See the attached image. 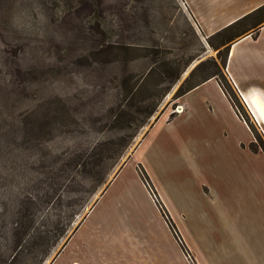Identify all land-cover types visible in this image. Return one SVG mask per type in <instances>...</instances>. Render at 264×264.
<instances>
[{
	"label": "crops",
	"instance_id": "obj_1",
	"mask_svg": "<svg viewBox=\"0 0 264 264\" xmlns=\"http://www.w3.org/2000/svg\"><path fill=\"white\" fill-rule=\"evenodd\" d=\"M184 1L206 36L264 6ZM225 70L264 134V20L231 45ZM177 104V116L163 114L150 128L50 264H264V154L249 149L255 135L215 78Z\"/></svg>",
	"mask_w": 264,
	"mask_h": 264
},
{
	"label": "trees",
	"instance_id": "obj_2",
	"mask_svg": "<svg viewBox=\"0 0 264 264\" xmlns=\"http://www.w3.org/2000/svg\"><path fill=\"white\" fill-rule=\"evenodd\" d=\"M52 1L63 2L67 8L64 22L76 25L77 40L87 52L76 57L75 64L79 68L87 64L93 69L94 87L102 91L91 99L106 100L107 108L90 116L91 128L82 130L84 135L66 152L58 170L45 173L39 180L38 195H26L21 191L0 193V264H45L112 169L128 154L140 132L157 113L151 127L161 118L168 97L179 83L170 103L215 78L255 135L250 149L264 153V136L257 131L254 120L223 70L231 45L264 20V6L207 38L213 49L221 46L227 49L226 54L219 52L220 65L214 59H202L205 46L176 0H171V6L178 11L175 20L173 14L169 16L162 11L166 0H134L130 8V0ZM105 5L115 9L117 29L107 30L103 25ZM88 18L90 20L85 22ZM195 46L200 49L194 51ZM79 100L80 106L86 104ZM61 101L68 103L66 97ZM176 116L177 112H173L169 120ZM43 124L38 133L53 136L52 128L47 127L48 121ZM138 172L149 190L157 195L141 166ZM157 204L181 241L176 225L159 198ZM181 245L189 253L182 241Z\"/></svg>",
	"mask_w": 264,
	"mask_h": 264
},
{
	"label": "rangeland",
	"instance_id": "obj_3",
	"mask_svg": "<svg viewBox=\"0 0 264 264\" xmlns=\"http://www.w3.org/2000/svg\"><path fill=\"white\" fill-rule=\"evenodd\" d=\"M133 1L130 0L129 8L135 4ZM183 1L176 0L177 6L188 15L205 46L202 59H214L221 65L219 52L226 54V47L213 49L208 45L209 36L197 29ZM166 2L162 11L169 16L173 14V19H177L178 11L171 6V0ZM66 9L61 1L0 0V193L17 194L21 191L26 195H38L39 180L45 177V173L58 170L66 152L84 135L82 130L91 128L90 116L107 108L106 100L104 103L99 98L97 101L91 99L102 91L100 87H94L93 69L87 64L82 68L75 64L76 57L87 51L77 40L76 25L64 22ZM114 12L112 6L105 5L102 23L107 30L117 29ZM87 20L90 19L85 22ZM160 27L164 29L165 25L161 23ZM199 49V46L194 47V51ZM223 70L226 72L225 68ZM189 73L190 70L183 75L181 83ZM179 85L165 103L167 108L163 114L166 118L179 109L177 102L170 103ZM62 97L67 98V104L61 101ZM238 97L246 107L239 94ZM79 99L86 104L80 106ZM63 113L65 118H62ZM44 121H48L47 127L52 128L53 136L45 137L38 133ZM151 123L152 120L140 132L128 154L112 169L45 264H50L60 251L74 228L150 130ZM256 129L264 136L257 124ZM151 193L157 202V191V195ZM185 253L191 255L190 251Z\"/></svg>",
	"mask_w": 264,
	"mask_h": 264
},
{
	"label": "water",
	"instance_id": "obj_4",
	"mask_svg": "<svg viewBox=\"0 0 264 264\" xmlns=\"http://www.w3.org/2000/svg\"><path fill=\"white\" fill-rule=\"evenodd\" d=\"M158 115H159V113H157V115H155V117L152 119V123L150 125H152L154 123V121L156 120V118L158 117Z\"/></svg>",
	"mask_w": 264,
	"mask_h": 264
},
{
	"label": "built area",
	"instance_id": "obj_5",
	"mask_svg": "<svg viewBox=\"0 0 264 264\" xmlns=\"http://www.w3.org/2000/svg\"><path fill=\"white\" fill-rule=\"evenodd\" d=\"M182 4L186 7V3H185V1H183ZM177 111H178V110H177Z\"/></svg>",
	"mask_w": 264,
	"mask_h": 264
},
{
	"label": "bare ground",
	"instance_id": "obj_6",
	"mask_svg": "<svg viewBox=\"0 0 264 264\" xmlns=\"http://www.w3.org/2000/svg\"><path fill=\"white\" fill-rule=\"evenodd\" d=\"M179 110H180V109H178V111H179ZM178 111H177V112H178Z\"/></svg>",
	"mask_w": 264,
	"mask_h": 264
}]
</instances>
